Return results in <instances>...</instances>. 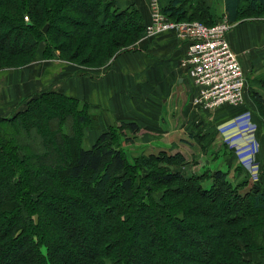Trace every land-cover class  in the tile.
Here are the masks:
<instances>
[{"label":"trees","instance_id":"1","mask_svg":"<svg viewBox=\"0 0 264 264\" xmlns=\"http://www.w3.org/2000/svg\"><path fill=\"white\" fill-rule=\"evenodd\" d=\"M76 1L0 0V72L31 63L42 42L44 57L58 52L61 59L83 68L106 67L118 54L134 50L147 23L135 5L118 10L116 0H88L86 6H76ZM159 1L162 13L174 21L210 16L201 0H194V9L182 0ZM222 1L231 24L244 13L264 15V0ZM210 18L200 22H218ZM253 84L261 92H247L260 108L254 110L248 102L245 111L264 119V73ZM23 105V111L0 117V187L7 192L0 197V263L16 248L19 256L10 264H160L158 257L170 237L181 241H175L174 256L163 264H264L260 182L249 186L239 180L241 171L233 181L221 171L186 174L189 163L180 153L159 151L129 162L117 133L139 134L134 123L112 126L86 148L84 131L98 130L97 115L85 102L53 91L28 96L14 108ZM195 128L189 137L207 147L212 137L202 134V124ZM141 171L146 175L138 184ZM156 187L164 188L158 203L151 197ZM53 199L56 206L49 205ZM202 230L207 246L194 261L191 256L198 247L185 241L184 232ZM83 233L88 236L84 249ZM240 242L247 252L259 253L261 261L244 259ZM138 245L143 246L141 253Z\"/></svg>","mask_w":264,"mask_h":264},{"label":"crops","instance_id":"2","mask_svg":"<svg viewBox=\"0 0 264 264\" xmlns=\"http://www.w3.org/2000/svg\"><path fill=\"white\" fill-rule=\"evenodd\" d=\"M135 7L148 22L147 4L141 0L135 3ZM142 11L146 13V17ZM258 24L248 22L236 25L228 34L230 46L238 57L241 56L239 60H242L240 62L243 71H246L245 64L248 62L247 51H252L248 48L249 45L254 40L260 42L264 38V29L261 31ZM260 31L259 39L257 35ZM253 47H259L256 50L258 53L264 52V44L258 43ZM185 51V45L172 32H167L153 38H141L134 50L118 54L108 66L99 69H86L58 61H54L53 67L45 62L40 63L37 71L30 72L29 77L20 72L17 73L19 79L13 78L9 81L6 91L0 94V101L3 102L0 117L6 116L9 108L14 109V104L28 96L53 91L85 102L97 115L98 130L84 131L86 147H91L100 134L120 123L136 124L140 129L139 133L146 136V143L143 145H155L171 134L169 125L171 118L176 115L172 109L180 107L185 117L188 114V105L186 104L184 110L182 107L191 94L193 97L195 88L189 84V78L180 66ZM178 90L180 96L177 94ZM174 101L176 104L172 106ZM246 103L248 104V92L243 105L207 112V116L212 115L218 124L225 123L248 112L245 111ZM251 259L255 258L252 256Z\"/></svg>","mask_w":264,"mask_h":264},{"label":"rangeland","instance_id":"3","mask_svg":"<svg viewBox=\"0 0 264 264\" xmlns=\"http://www.w3.org/2000/svg\"><path fill=\"white\" fill-rule=\"evenodd\" d=\"M105 1H109V0H105ZM116 1H117L116 7H114V8L118 9V10H123L126 7H129L131 5H135V3H139L141 0H116ZM201 1H203L205 3L204 4L205 7L207 6L209 8L210 16L205 17V19L203 21H201L199 19H197V20L195 19V21L207 22L209 19H211L210 18L211 16L214 17V20L212 19L214 22L215 21L219 22L223 19L225 14H224V10H223V1L222 0H201ZM143 2L145 4H147L148 13H149L150 11H149L148 0H143ZM157 2H158L159 9L162 12V9H161L160 3H159L160 1L157 0ZM182 2H183V4L185 3V5H187V7H188V5H191V7L193 9L197 8L195 6V4H193L195 2L194 0H182ZM87 4H89L88 0H79V1H76L74 3V5H76V6H86ZM142 12L144 13V11H142ZM145 14L146 13H144V15ZM190 14H191V10H190ZM142 16H143V14H142ZM145 17H146V15H145ZM182 22H187V21H182ZM189 22H194V21L189 20ZM248 22L249 23L250 22L259 23L258 26L261 27V31L264 29V15L252 14L251 16H248V13H244L239 18L238 23H234V24L230 23L231 30L236 25L239 26V25H243V24L248 23ZM70 27L72 28V26H70ZM70 27L68 26L66 29L71 30ZM261 31L257 35V38L259 37V39H260ZM145 35H146L145 32H143L140 39L144 38ZM22 41H23V39L20 41V43ZM138 41L132 46L134 49L136 48V44L138 43ZM254 41L255 42L252 45L250 44L248 47L253 51V52L249 51V50L247 51L248 55H249L248 62L247 63H246V61L243 62V64L246 63L245 64L246 65V69H245L246 71H244V73H245V77H247L246 80L248 81L247 90L251 91V92H253V91L261 92L260 89L256 86V84H253V83L256 82L258 79H260L262 74L264 73V67L262 66V64H264V61H263L264 60V52L258 53L256 50L259 49V47H253V46L255 44H258V43L264 44V38L261 39L260 42H256L257 40H254ZM45 45L46 44L43 42L40 43L39 49L36 50L35 59L31 63H29L28 65H26L20 69H11V70L3 69V70H1V72H0V94H3L6 91L8 83H10L9 81L11 79H13V78L19 79V76L17 73L21 72V73L26 74L27 77H29L30 72L37 71V66L40 63L45 62V63H47V65H50V67H53L54 61H58L61 63H68V62H66L67 61L66 59H63V58L61 59L59 57L58 52H51L50 57H48V56L44 57V54H45L44 50L46 47ZM129 48L130 47H128L127 49L130 50ZM127 49H120V51H124ZM130 51H132V50H130ZM254 54L256 56L255 59H254ZM261 61H263L262 64H260ZM241 62H242V60H241ZM70 64L75 65L73 63H70ZM75 66H78V65H75ZM247 66H248V68H247ZM86 69H93V68L90 66H87ZM94 69H96V68H94ZM33 76H35V75H33ZM186 76L189 78L188 79L189 84L192 85V81H191L190 76L187 73H186ZM177 94L180 96L179 90L177 91ZM195 94H196V90L194 91L193 97L195 96ZM193 97L191 94L188 102L184 103V105L182 107V110H184L186 108L185 107L186 104L188 105L189 110L187 112L188 113L187 117H185L184 114H182L180 107H179V109H172V111L176 112V115H174L173 118H171L172 122L169 125V131L171 134L168 138H166L164 140L162 139V140H160V142L155 143V145H151V146L143 145L144 143H146L145 142L146 136H143L142 133L141 134L139 133L137 135H133V133H131L129 131H124V132L118 131L117 136H118L119 141L116 139L118 146H120V148L122 149V151L126 155V158L129 160V162H133L134 158L142 156V155L148 156L149 154H158L159 151H165L171 155L176 154V153L177 154L180 153L181 155H183L185 161L189 163L188 168L190 170H188L186 168L184 170L186 172V174L193 173V174H197V175L199 174L200 175V174H205V173L210 174L214 171H221L223 173H226L227 177L233 181L235 175L237 173H239V171H241L242 175H241L239 180L248 181L249 186L253 182H260L262 187L264 188V119H262L259 116L258 112L255 115V114H252L248 111V127L252 130H248L247 139L241 138L240 142L238 144L239 147H236L233 144V141L228 139L229 136L236 135V134L230 133L226 136L222 133V129L228 128L229 126L227 127L226 125L231 123V121L235 120L242 113L237 115L236 117H234L232 120H230L228 122H225V123L221 122L218 124V122L212 117V115H210L208 117L207 112H204V114H205L204 115L200 112V110H198L197 108H195V106H193V104H192V98ZM249 99H250V96L248 94V102L250 105L253 106L254 110H256L255 107H257V106H254L253 101L251 99L250 100ZM2 104H3V102L0 101V108H1ZM16 104H14V105L16 106ZM175 104L176 103L174 101L172 106H175ZM178 106H179V104H178ZM258 107H259V105H258ZM258 107H257V111H258ZM24 108H25V105L18 106L14 109L9 108L6 111L5 115L6 116H9L12 114L14 115L18 111H23ZM261 109H263V108L261 107ZM4 112H5V110H4ZM92 114L96 115L94 112H92ZM202 117H204V118H202ZM167 122H169V118H167ZM199 124H202V128H203L202 134H208L212 137L210 140V144H207L208 146L204 147V148L200 146V144L198 143V141L196 139H192L189 137L191 131H193L194 129L197 130L195 128V125H199ZM180 137H182L184 139H179ZM196 138H198V137H196ZM84 144L85 143L83 140V145ZM84 147H86V146L84 145ZM67 153H66L67 159L70 160L73 157V155H71V152H70V156ZM40 169H44V166H42ZM145 175H146V172H143V171L139 172L138 176L136 175V178H137L136 181L138 184L140 183L141 176H145ZM76 182H80V181H76ZM163 190H164L163 187H156L152 191L151 197H152L153 202L158 203L160 201L162 194H163ZM6 193L7 192L2 187H0V197L4 196ZM54 201H55V203H54ZM54 201L52 203V200L51 201L49 200V203H50L49 205L50 206H56V200H54ZM86 211H87L86 213L88 215H91L92 217H98V215L96 214V211H93L91 209H86ZM58 223L63 228H66L69 225L68 222H66L63 218H59V217H58ZM50 224L52 225L53 223H50ZM153 226L155 227V229L158 230L159 236L160 237L163 236L161 234L164 231L161 232V229H158V226L156 224H152V227ZM202 233L205 234L206 233L205 230H202L201 233L198 232V234H194L190 231L184 232L185 236L188 237V238H185V241L187 243H193L198 247V250L193 252V255L191 256L194 261L200 259V252H202V249H205L207 246L205 244V242L202 241V239H203ZM82 237L84 239L81 241L80 247L82 249H84V247L87 245V237L88 236L83 233ZM160 237H159V240H160ZM169 238L170 237L165 239V242L167 240L168 241L166 242V245L165 244L163 245V252H160V257H158L160 264H161V262H162V264L165 263V261L167 262L168 258H171L174 256L173 250L175 248H173V246L178 245L175 241L176 240L181 241L180 238H176V240H171ZM181 244L184 245L183 242ZM239 244H240V247L242 248V256L244 257V259L250 260L251 257L253 256L255 258V260L252 261V263H254L255 261H261L262 256L259 253L247 252L244 249L242 242H240ZM138 248L140 249V253H141L143 250V246L138 245ZM42 252L45 253V250L42 249ZM80 252H82V251H80ZM18 256L19 255H18V251L16 250V248H12L6 252V255L3 258L2 263H0V264H10ZM161 258H164L165 260L162 261Z\"/></svg>","mask_w":264,"mask_h":264},{"label":"built area","instance_id":"4","mask_svg":"<svg viewBox=\"0 0 264 264\" xmlns=\"http://www.w3.org/2000/svg\"><path fill=\"white\" fill-rule=\"evenodd\" d=\"M149 21L145 25V36L153 38L172 32L185 45L180 66L190 76L196 90L192 104L200 112H213L224 106L239 107L245 103L247 80L238 55L228 41L231 30L226 17L208 26L201 22H178L166 17L159 9L157 0H148ZM28 21L27 17H24ZM224 135L236 147L241 138L247 139L248 112L231 121ZM237 133H236V132Z\"/></svg>","mask_w":264,"mask_h":264},{"label":"water","instance_id":"5","mask_svg":"<svg viewBox=\"0 0 264 264\" xmlns=\"http://www.w3.org/2000/svg\"><path fill=\"white\" fill-rule=\"evenodd\" d=\"M46 29H47V26H45V27L43 28V32H44V33L46 32Z\"/></svg>","mask_w":264,"mask_h":264}]
</instances>
